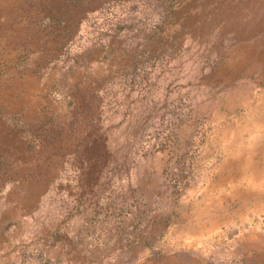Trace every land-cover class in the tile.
Segmentation results:
<instances>
[{
    "label": "rangeland",
    "instance_id": "rangeland-1",
    "mask_svg": "<svg viewBox=\"0 0 264 264\" xmlns=\"http://www.w3.org/2000/svg\"><path fill=\"white\" fill-rule=\"evenodd\" d=\"M0 264H264V0H0Z\"/></svg>",
    "mask_w": 264,
    "mask_h": 264
}]
</instances>
